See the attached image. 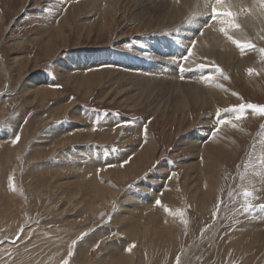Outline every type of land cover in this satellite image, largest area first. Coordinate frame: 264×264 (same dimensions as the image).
<instances>
[{
    "label": "rangeland",
    "instance_id": "1",
    "mask_svg": "<svg viewBox=\"0 0 264 264\" xmlns=\"http://www.w3.org/2000/svg\"><path fill=\"white\" fill-rule=\"evenodd\" d=\"M90 2L0 0V264H264V116L225 111L264 105V31L194 65L206 103L149 102L139 5Z\"/></svg>",
    "mask_w": 264,
    "mask_h": 264
},
{
    "label": "bare ground",
    "instance_id": "2",
    "mask_svg": "<svg viewBox=\"0 0 264 264\" xmlns=\"http://www.w3.org/2000/svg\"><path fill=\"white\" fill-rule=\"evenodd\" d=\"M85 1H92L90 4L95 8H102L103 4L106 2L109 5L111 3L116 5H139L138 14L141 19L144 18L142 21L144 26L140 27L137 33H140L138 35L139 38L143 41L145 40V42L147 41L148 45L144 46L143 49L137 47V50L134 49L128 56H126V54L121 55V59L124 58V60H120L124 63L125 58L129 59L127 74L130 79L131 77L134 79H142L143 83L138 82L137 84H141V87L147 90V94H150H148V101L151 99L152 95L157 96L156 98L163 97L161 95L164 90V92L168 93V100L176 101L178 104L195 102L206 103V98L212 97V95L217 92L216 89L219 88L217 85V78L215 79L218 75L216 74L217 71L204 67H194V65L198 64L199 60L203 58H215L218 61H224L226 58H256V49L248 50L244 48V50L241 51L239 47L219 31V29L225 25L220 22L223 18H217L216 20L211 19V5L214 0ZM223 7H231L232 11L238 14L235 17V22L240 25V28L228 29L229 35L233 36L235 39L246 43L249 38L254 40L256 34L260 32L263 33L264 10L261 9L256 0H227ZM153 36H155L154 44L151 39ZM150 40L152 41V46L150 45ZM188 48L192 49V54L188 57L189 59L185 61L182 57L187 54ZM137 51H141V53L137 54ZM94 57L99 58L96 55ZM100 57L103 58V56ZM114 57H116L115 54L111 53L109 60ZM109 60L107 61L110 62ZM181 63L184 64L186 69L183 73L179 71ZM4 68L5 73L9 77L10 75L7 67L4 66ZM208 73L213 76H207ZM209 76H211V79H208ZM135 92L136 91H134V93ZM24 235L26 236V234ZM66 245L68 246V243ZM61 255H58L57 259Z\"/></svg>",
    "mask_w": 264,
    "mask_h": 264
},
{
    "label": "snow or ice",
    "instance_id": "3",
    "mask_svg": "<svg viewBox=\"0 0 264 264\" xmlns=\"http://www.w3.org/2000/svg\"><path fill=\"white\" fill-rule=\"evenodd\" d=\"M227 0H214V2L211 5V19L212 20H216L217 18H223L220 20L221 24L225 25L224 27H221L219 29V31L221 33H223L229 40H231L237 47H239L241 49V51L244 50V48H254L255 45H252L250 43H244L241 40L235 39L233 36L229 35V31L228 29H238L240 28V25L238 23L235 22V17L236 15H238L237 13L233 12L231 7L228 8H224L223 6L226 4ZM256 2L260 5L261 9L264 10V0H256ZM195 43V42H193ZM261 53H264V49H260ZM192 54V49L188 48L187 49V54L184 55L182 57L183 60H187L188 57ZM179 71L181 73H183L184 71H186L184 64L181 63L180 67H179ZM250 73L253 71V69H249L248 70ZM208 79H211V76L208 77ZM252 110L255 113H259L261 116H264V105H255V104H240L239 106H236L232 109H226L225 111H235L236 112V116L235 119L236 120H240L242 119L245 114H246V110ZM217 115L219 116L220 113L217 112ZM230 121L221 119L219 121L220 124H224V123H229ZM124 123H128V122H124ZM233 127H235V125H233ZM215 134V132H213V135ZM19 141V136L16 137V140H14L13 142H18ZM244 195L247 197L250 195V193H248L247 191L244 193ZM157 205H159L161 203L160 200H157L155 202ZM76 241H73V244H75ZM134 246V245H133ZM128 251H131V248L127 249ZM64 264H68V261H64Z\"/></svg>",
    "mask_w": 264,
    "mask_h": 264
}]
</instances>
